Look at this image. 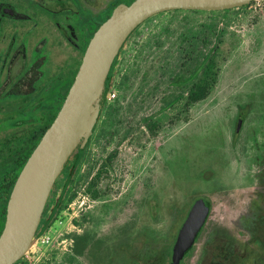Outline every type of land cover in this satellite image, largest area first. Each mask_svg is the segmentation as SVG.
Wrapping results in <instances>:
<instances>
[{"label":"rangeland","instance_id":"rangeland-1","mask_svg":"<svg viewBox=\"0 0 264 264\" xmlns=\"http://www.w3.org/2000/svg\"><path fill=\"white\" fill-rule=\"evenodd\" d=\"M132 35L114 68L119 70L108 94L114 89L116 96L105 106L67 192L71 200L44 231L50 241L35 244L19 264H91L90 254L74 253V238L82 236L85 246L100 241L112 247L128 232L123 226L133 213L143 212L148 192L156 195L176 172L190 185L196 173L223 165L219 149L232 179L243 167L244 128L233 136L237 112L254 103V115L264 119V0L226 11L160 13ZM212 52L217 82L205 100L184 112L193 77ZM150 122L157 124L153 132ZM107 159L93 199L86 184ZM156 221L152 226L161 228Z\"/></svg>","mask_w":264,"mask_h":264},{"label":"flooded vegetation","instance_id":"flooded-vegetation-1","mask_svg":"<svg viewBox=\"0 0 264 264\" xmlns=\"http://www.w3.org/2000/svg\"><path fill=\"white\" fill-rule=\"evenodd\" d=\"M134 1L0 0V233L15 181L62 106L92 37L117 7ZM116 63L108 79L116 74ZM252 105L240 108L234 123L233 136L244 128L242 173L239 169L230 177L219 149L223 165L196 173L190 185L178 172L170 176L156 195L148 192L143 212L133 213L123 226L128 232L115 239L114 259L121 264H264V119L254 115ZM90 139L63 170L58 201L73 184ZM198 200L206 205L204 221L175 263L178 232ZM155 220L161 228L152 226ZM90 244L83 251L87 258Z\"/></svg>","mask_w":264,"mask_h":264},{"label":"water","instance_id":"water-1","mask_svg":"<svg viewBox=\"0 0 264 264\" xmlns=\"http://www.w3.org/2000/svg\"><path fill=\"white\" fill-rule=\"evenodd\" d=\"M254 1L258 0H135L113 11L92 37L62 106L15 181L0 233V264H15L37 242L35 234L49 218L53 203L58 201L62 192L63 184L45 211L54 184L91 137L111 87L105 84L107 75L114 59L117 57L119 60L129 35L143 22L160 13L226 11ZM205 215V203L196 201L173 246L175 263L191 246Z\"/></svg>","mask_w":264,"mask_h":264},{"label":"trees","instance_id":"trees-1","mask_svg":"<svg viewBox=\"0 0 264 264\" xmlns=\"http://www.w3.org/2000/svg\"><path fill=\"white\" fill-rule=\"evenodd\" d=\"M250 5H251V3L248 4L247 6L240 7V8H246V7H249ZM147 21L148 20H146L145 22H147ZM145 22H143L141 25H143ZM139 27H140V25L137 28H139ZM115 61H117V60L115 59L114 62ZM197 71H198L197 75H195L193 77V79H195V80L193 81V83L188 88L187 93H186V97L184 99V104H183L184 112H187L189 110V108L192 107L193 105H195L196 103L205 100L208 97L211 90L214 88V86L217 82L218 74H219V68H218L217 61H216V55L214 52H212L209 56H207L203 63H200ZM105 84L111 86V84H112L111 78L110 79L107 78ZM107 104L108 103H106V101H105L104 104L102 105V108H101L100 113L98 115V119H97V122L93 128V131L95 130V127H96V125L100 119V116H101L105 106H107ZM146 125H147V128L152 132L157 128L156 122L146 123ZM81 152L79 154H81ZM108 162H110V159H107V162L102 164L101 169L91 178V181L87 184V186L85 188V192L88 195H90V197L93 199L98 198V192L96 191V187L98 186V181L100 179L102 169H104L106 167ZM55 186H56V184H54V187ZM70 200H71V197L70 198L67 197V193H64L61 196L60 200L56 204V207L52 210V213L50 214L49 218L46 219L42 228L35 234V236L37 238L39 236H41L42 233H44V231L56 219L57 215L65 207L66 201H70ZM80 237L82 239H80ZM81 241H82V243H81ZM73 242H74V247H73L74 253L76 255H82L83 251L85 249L83 237L77 236L74 238ZM117 248H118V246H116L115 244L112 247H108V248L106 246L103 247V245L101 244L100 241H96L93 246L90 245V247H89V254L93 259L91 261L95 262L96 264H99V263L101 264V263L105 262L106 260H109V261L113 260L114 261L115 260L114 259V253H117V250H116ZM20 261L21 260H19L15 264H19Z\"/></svg>","mask_w":264,"mask_h":264},{"label":"built area","instance_id":"built-area-1","mask_svg":"<svg viewBox=\"0 0 264 264\" xmlns=\"http://www.w3.org/2000/svg\"><path fill=\"white\" fill-rule=\"evenodd\" d=\"M112 92H113L112 94L109 93L107 95V97H106V103H109L112 100H114V98L116 96L114 89L112 90ZM44 234H45V232L42 233V235L38 237L37 242L35 244H38L39 242H41L42 244H44V243H48L50 241V237L48 235H44Z\"/></svg>","mask_w":264,"mask_h":264}]
</instances>
